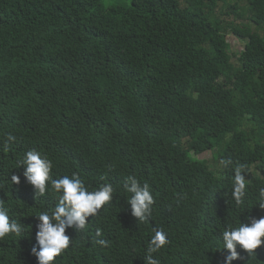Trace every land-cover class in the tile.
<instances>
[{
	"label": "trees",
	"instance_id": "trees-1",
	"mask_svg": "<svg viewBox=\"0 0 264 264\" xmlns=\"http://www.w3.org/2000/svg\"><path fill=\"white\" fill-rule=\"evenodd\" d=\"M238 1L0 0V200L22 227L0 239V264H37L36 216L59 202L22 176L31 149L53 179L115 190L85 229L66 230L72 250L54 264H147L156 229L160 264H222L223 231L264 216V0H243L246 24L217 16L239 15ZM226 32L245 40L235 63ZM207 150L218 167L191 156ZM129 175L150 185L148 221L131 215ZM96 228L106 245L88 244ZM254 251L232 264H264V245Z\"/></svg>",
	"mask_w": 264,
	"mask_h": 264
},
{
	"label": "clouds",
	"instance_id": "clouds-1",
	"mask_svg": "<svg viewBox=\"0 0 264 264\" xmlns=\"http://www.w3.org/2000/svg\"><path fill=\"white\" fill-rule=\"evenodd\" d=\"M9 140L15 137L8 135ZM20 160V159H19ZM19 166H23L22 176L31 184L36 192L43 195L50 182L51 188L60 193L59 202L54 209L40 212L36 218L35 241L31 247V254L37 259V264H54L58 258L71 251V239L66 230L74 228L83 230L87 225V218L94 216L98 211L113 198L114 188L111 183L102 184L96 190L90 191L85 182L76 173L71 176H62L53 179L50 175L52 161L35 149L24 153ZM12 183L19 184L21 177L12 175ZM125 190L130 193L127 200L131 208V215L139 221H148L152 215V206L155 203L154 196L148 183L141 184L135 176L129 175L124 183ZM245 174L240 167L234 170V191L232 193L235 203L240 205L245 197ZM262 202L259 207L264 209V188L260 190ZM22 231L21 222L10 219L9 210L3 200H0V239L8 234L19 235ZM96 234V239H95ZM102 235L96 228L87 239L90 246L95 242L106 245L107 241L99 239ZM222 246L217 249L226 250L222 264H232L235 260L247 255L256 256L255 249L264 245V216L259 218L248 216L241 221L239 226L230 227L223 231ZM168 243L167 233L163 229H156L152 235L147 249V264H160V261L152 256ZM238 248L240 250H238Z\"/></svg>",
	"mask_w": 264,
	"mask_h": 264
},
{
	"label": "rangeland",
	"instance_id": "rangeland-1",
	"mask_svg": "<svg viewBox=\"0 0 264 264\" xmlns=\"http://www.w3.org/2000/svg\"><path fill=\"white\" fill-rule=\"evenodd\" d=\"M225 2L229 4V3L233 2V0H225ZM129 3H130V0H103V4L105 7L113 6L116 4L128 5ZM182 3H183V1H182ZM217 5H218V8H220V6L223 4H222V2H218ZM238 5H240L242 8V9H240L239 15L222 16L218 13L217 16L220 18L222 17L225 21L232 22L233 24H246V23H248L247 18H246L247 12L244 9L245 8L244 1L239 0ZM225 39L229 45V48L227 50L228 57L230 58L231 62L235 63L236 62V55H238L241 52V50L243 49V45H244L245 40L233 35L230 32H226ZM191 156L196 158V159L207 160L208 163L213 168L218 167V164H217V162H215V159L214 160L212 159V152L210 150H207V151L199 153V154H195V153L192 154L191 153Z\"/></svg>",
	"mask_w": 264,
	"mask_h": 264
}]
</instances>
